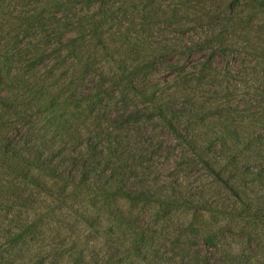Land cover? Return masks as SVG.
<instances>
[{
    "label": "rangeland",
    "instance_id": "1",
    "mask_svg": "<svg viewBox=\"0 0 264 264\" xmlns=\"http://www.w3.org/2000/svg\"><path fill=\"white\" fill-rule=\"evenodd\" d=\"M197 1L159 0L154 7L155 11H160L161 6L176 10L183 17L182 28L188 34L181 42L195 43L197 47L193 53L179 49V55L140 79L138 86L156 89L163 99L193 95L192 88H196L202 102H217L246 128L264 134V61L250 49L256 43L264 47V0H200L199 8H204V15L195 19L189 14H193ZM60 2L67 3L64 13L57 5ZM123 5L122 1H114L112 8L119 17L110 21L103 33L129 22L120 15ZM107 9L69 0H0V51L4 49L0 58L5 52L11 56L25 50L29 53L37 45L45 47L43 63L31 71H20L25 73L24 79L41 86L45 84L49 96L60 100L69 98L75 106L82 94H90L89 98L95 99L88 108L94 110L100 124L92 129H97L102 138L106 134L119 137L113 144L105 143V152L113 153L107 172L115 175L116 183L124 181L127 189L135 192L167 195L173 199L181 195L188 202L200 199L194 207L181 203L164 207L121 198L100 203L98 206L124 218L123 230L145 234L149 247L174 262L186 263L187 258L197 256L208 264H264V209L245 207L241 203L238 207L235 193L224 184L216 183L197 160H186L182 144L155 118L145 115L148 111L142 113L141 121L128 123L130 112L121 108L112 87L99 86L93 73L85 75L74 57H68L53 37L54 33L67 30H70L67 37H74L82 27L83 33L89 35L93 23ZM44 10L45 20L34 35L25 39L13 36L24 16H38ZM170 24L164 30L165 37L160 38L163 41L170 36L177 39L178 25L175 20ZM2 27L5 29L1 30ZM110 64L99 62L96 71ZM218 84H222V97L213 92ZM9 86V83H0V117L6 116L7 124L0 139L5 137L9 145L18 149L20 146L38 148L41 142L68 152L82 148L81 141L72 140L66 133L61 136L54 131L56 126L48 127V112L29 113L32 115L26 120L17 115L8 117L1 102L9 94ZM65 92L67 96H63ZM80 106H71L68 114H78L86 105ZM62 199L57 193L50 196L25 183L20 171L0 159L1 242L22 230L35 244L36 252L56 247L62 250L75 243L83 244L82 241L89 251H95L92 255L98 262H105V235L95 234L84 221L85 215L98 217V208L88 205V198L81 192L65 203ZM228 209L235 212L231 218L223 214ZM115 259L120 264H145L123 253Z\"/></svg>",
    "mask_w": 264,
    "mask_h": 264
},
{
    "label": "trees",
    "instance_id": "2",
    "mask_svg": "<svg viewBox=\"0 0 264 264\" xmlns=\"http://www.w3.org/2000/svg\"><path fill=\"white\" fill-rule=\"evenodd\" d=\"M69 1L87 3L94 8L108 7L100 20L93 23L89 35L83 33L82 27L74 37H67L70 30L56 32L53 37L64 47L68 57H74L77 66L85 75L93 73L99 86L112 87L113 96L119 99L121 108L124 107L126 112H130L127 122L141 121L142 113L148 111L149 114L145 115L155 118L182 144L186 160H197L216 183L224 184L235 193L238 207L241 203L245 207L264 209V134L246 128L218 106L217 102H202L197 96L196 88H192L193 95L180 94L163 99L159 97L156 89H146L137 84L158 66L179 55V49L184 48L190 53L196 51L197 44L186 45L184 41L181 42L188 35L182 28L183 17L176 10H165L162 6L160 11H155L154 7L159 4V0H119L124 3L120 15L129 22L103 33L110 21L119 17L112 8L115 0ZM197 4L193 14H189L194 15L195 19L204 15V8H199L200 0ZM57 5L63 13L67 10V3L60 2ZM45 12L46 10L38 16H24L13 36L16 39H25L34 35L45 20ZM172 20L178 25L175 30L177 39L170 36L165 42L160 38L165 37L164 30L171 26ZM250 49L264 61V47L260 43ZM23 52L25 53H12L11 56H7L5 52L0 58V83H9L11 89L1 102L6 109L5 114L8 117L22 116L26 120L32 115L29 113H38L41 110L48 112V127L56 126L54 131L61 136L66 133L72 140L81 141L82 148L68 152L63 151V148H50L41 142L42 145L38 148L20 146L18 149L9 145L3 137L0 139V159L20 171L25 183L50 196L57 193V196L63 197V203L73 195L83 193L88 198V205L98 208V217L85 215L84 221L86 227L95 234L105 235L106 261L98 262L92 255L95 251H89L82 241L80 243L83 244L75 243L62 250L56 247L36 252L35 244L28 240L26 231L22 230L20 234L8 237L5 242L0 240V264H120L115 259L119 253L145 264H208V261L202 262L197 256L187 258L184 263L174 262L172 258L160 255L158 250L149 247L145 234L123 230L125 220L119 213L98 206L111 198H121L131 202L156 203L164 207L179 203L194 207L200 199L188 202L181 195L173 199L167 195L135 192L128 190V184L124 181L116 183L115 175L107 172L113 153L105 152V143L113 144L119 137L106 134L102 138L97 129H92V126L100 124L94 110L88 108L95 103V99L89 98L90 94H82L77 105H86L84 110L81 108L78 114L70 116L69 108L78 107L73 101L49 96L45 84L41 86L29 79L25 80V73L20 72L31 71L43 63L46 59L45 47L37 45L29 53L27 50ZM102 61L111 64L96 71ZM221 86L222 84H218L217 90H213L218 97L223 95ZM63 96H67L66 92ZM130 107L133 108L129 109ZM5 117H0V137L7 125ZM232 210L228 209L223 213L224 216L233 217L235 212ZM107 215L110 218H106Z\"/></svg>",
    "mask_w": 264,
    "mask_h": 264
}]
</instances>
